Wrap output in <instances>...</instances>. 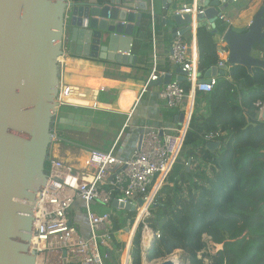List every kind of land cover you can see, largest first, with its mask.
I'll return each instance as SVG.
<instances>
[{
    "label": "water",
    "instance_id": "1",
    "mask_svg": "<svg viewBox=\"0 0 264 264\" xmlns=\"http://www.w3.org/2000/svg\"><path fill=\"white\" fill-rule=\"evenodd\" d=\"M138 1L0 0V264H35V252L30 248L34 204L46 181L45 164L55 110L64 105L57 101L62 44L84 60L135 64L132 33L142 15ZM230 2L197 0L194 14L173 12L162 18L173 36L191 30V24L195 31L205 27L221 35L227 47L226 63L213 66L204 74L198 72L200 82L224 75L237 64L245 66L248 72L255 66L264 68V59L254 49L255 44L264 45V4L247 26L230 25L220 32L216 19ZM176 72V81L186 80L185 70L178 67ZM169 82L168 74L149 85ZM190 114L191 109L186 116L181 113L178 117L181 122L185 117L184 134ZM259 117L264 120V106ZM206 145L214 149L219 143ZM111 206L135 210L134 205L116 200ZM138 222L133 225L132 236ZM130 243L131 240L124 264ZM62 256V264H70L66 263L65 249ZM156 264L175 263L167 258Z\"/></svg>",
    "mask_w": 264,
    "mask_h": 264
},
{
    "label": "trees",
    "instance_id": "2",
    "mask_svg": "<svg viewBox=\"0 0 264 264\" xmlns=\"http://www.w3.org/2000/svg\"><path fill=\"white\" fill-rule=\"evenodd\" d=\"M151 22L150 13L140 20L133 54L150 50ZM219 30L223 32L225 27ZM196 45L197 71L203 74L220 62L221 46L205 27L197 29ZM254 49L264 58V45L255 44ZM226 77L215 81L209 92L195 90L194 108L180 151L149 206L150 216L134 231L127 264H141L145 225L159 234L146 252L148 261L182 249L189 264H204V258L210 264H264V120L259 118L257 105L264 103V68L255 66L248 72L237 64L230 67ZM179 83L188 93L189 83ZM115 98L110 89L98 95L103 103H112ZM203 100L207 103L205 112L199 106ZM65 108L78 107L61 106L58 115ZM58 115L53 123L60 142L70 143L59 130ZM208 134L213 139L207 140ZM213 141L219 145L208 148L207 142ZM48 168L47 160L46 172ZM109 207L110 246L104 248L108 254L104 264H120L125 243L114 233L130 229L135 211L120 215L119 208ZM204 236L222 244V248L211 254Z\"/></svg>",
    "mask_w": 264,
    "mask_h": 264
},
{
    "label": "built area",
    "instance_id": "3",
    "mask_svg": "<svg viewBox=\"0 0 264 264\" xmlns=\"http://www.w3.org/2000/svg\"><path fill=\"white\" fill-rule=\"evenodd\" d=\"M180 12L194 14L196 7L184 6L176 11V13ZM219 19L229 22L223 14L219 16ZM62 51V55L58 58L60 77L65 72L67 63L75 59L64 44H62ZM220 54L225 56L217 66L226 63L227 49H222ZM152 58L151 74L142 86L143 92L147 90L150 81L155 82L159 78L154 47ZM168 58L173 65L187 72L186 81L190 86L189 92L186 93L178 81L163 85L159 96L168 108L182 107L188 98H192V92L193 97L195 96L196 89L204 92L212 89L214 79H209L205 83L199 81L202 77L197 71L198 54L190 50L179 32L174 36ZM122 68L127 71L131 69L127 65ZM68 86L60 80L57 95L60 105L66 101L62 94L74 91L71 87L67 89ZM257 105L260 106V113L264 104L257 102ZM58 110L59 107L55 110V123ZM184 122L185 117L180 129L175 132L164 128H142L139 144L126 157L114 154L115 145L107 151L95 148L85 149L76 159L70 160H64L57 156L58 154L48 156L49 168L46 172V181L42 191L37 194L34 204L35 220L30 248L35 252V264H62L63 249L67 252L66 263L104 264L108 254L106 251L101 254L99 245L108 247L112 212L99 214L90 208V204L100 203L110 206L113 200L117 203H128L135 206L137 220L144 222L149 216V206L153 201L156 187H159L180 151L184 138ZM52 132L51 143L60 142L54 123ZM206 139H213V135L208 134ZM82 156L84 164L80 161ZM139 199H142L141 204ZM76 200L84 202L85 205L88 237L75 235L74 227L68 217ZM70 235L75 238L74 244L55 246L56 239L67 238ZM131 239L132 235L129 237V240ZM141 250L144 253L146 248L141 246ZM71 256H79L80 260L71 262L69 261Z\"/></svg>",
    "mask_w": 264,
    "mask_h": 264
},
{
    "label": "crops",
    "instance_id": "4",
    "mask_svg": "<svg viewBox=\"0 0 264 264\" xmlns=\"http://www.w3.org/2000/svg\"><path fill=\"white\" fill-rule=\"evenodd\" d=\"M197 0H139L142 15L140 20L148 13L152 16L151 22V48L147 53H139L134 67H130L131 64H126L131 69L127 71L122 67L125 65L107 64V62L101 61H88L84 58H79L75 54V59L70 60L67 63L65 72L60 77L63 84L69 85L67 89L73 88V92L62 94L65 100L77 104L86 105L91 111H100L116 115L115 119L96 120L88 117L90 129H94L95 135L92 136L88 146L82 147L80 154L85 149L97 148L103 150L101 146L102 138H112L111 145L108 150L115 145L114 154L121 157L128 156L133 149L138 145L139 137L142 128H164L171 129L175 132L180 129L183 122L179 121L178 117L181 113H191L194 108V98H188L187 102L182 107L168 108L165 105L164 100L159 96V91L163 85H149L146 91H142V86L151 74L153 58V47L156 49V65L159 71V76L170 75L171 81H176L179 75L176 72L177 66L173 65L169 60V53L171 45L174 40L169 27L163 24L162 18L168 16L177 10H181L184 6L193 8ZM211 1V0H210ZM221 4L229 0H219ZM131 2V1H130ZM136 2V1H135ZM248 0H232L222 12L223 16L229 20L226 23L224 20L216 19V28L235 26L243 27L247 26L255 12H246ZM137 12V11H136ZM184 13V12H180ZM193 21V20H192ZM192 28L182 34L183 40L188 44L190 50L197 52L196 45V32ZM138 27H134L132 33V51L134 45H136V34ZM213 40L221 46L218 51V56L223 59L220 52L222 49H226L225 43L221 40L220 34L213 33ZM256 55L262 57L260 52H256ZM198 54V52H197ZM217 66V65H216ZM204 74V73H203ZM228 71H225L224 75H217L216 80L226 77ZM186 77V75H185ZM180 81V80H179ZM178 81V82H179ZM102 88V89H101ZM104 89H110L116 98L112 103L99 102L98 95ZM91 95L94 98H87L86 95ZM73 106L74 104H66ZM87 105H91L87 106ZM200 111L205 112L207 103L203 100L199 104ZM101 108V109H97ZM64 109L60 112L62 113ZM59 111V110H58ZM187 111V112H186ZM84 128V126H82ZM108 130V131H106ZM106 132V134L103 133ZM107 135V136H104ZM69 140V139H68ZM72 143V142H71ZM63 157V156H62ZM64 159L66 157H63ZM80 161L84 164V157H80ZM100 203H91L90 208L94 206L95 212L102 214L106 211L100 212L97 208ZM104 205V204H101ZM107 206V205H105ZM74 209V210H73ZM69 220L74 227V234L84 237L89 236L88 222L85 213L84 202L76 200L73 208L68 213ZM127 228V227H126ZM108 244V243H107ZM110 245L108 244V247ZM103 251H105V246ZM129 252V251H128ZM126 250L123 255V264L126 258ZM129 254V253H128ZM146 259V255L141 257V260ZM74 256H71L72 258ZM128 255L126 264L128 262Z\"/></svg>",
    "mask_w": 264,
    "mask_h": 264
},
{
    "label": "rangeland",
    "instance_id": "5",
    "mask_svg": "<svg viewBox=\"0 0 264 264\" xmlns=\"http://www.w3.org/2000/svg\"><path fill=\"white\" fill-rule=\"evenodd\" d=\"M263 4H264V0H248L247 6H246L247 7L246 12H256L259 7L263 6ZM86 97L87 98H94L93 96L88 95V94L86 95ZM66 102H68V101L66 100L64 102V105H62V106H65L66 104L71 103V104H74L73 106L78 107V108H74V109H66L65 108L63 110V112L59 113V115H58L59 130H61L64 137L69 139L70 143H65V142L51 143L50 147H49V151H48V156H51L52 154H54V155L58 154L57 156H59L61 158L66 157L65 159L70 160L72 158L76 159L79 155H81L80 151H81L82 147L80 148L79 147L80 145H83V147H87V148L90 147V146H88V144L90 143L92 136L95 135L93 133L95 130L90 129L91 131H87L90 128V127H88L86 129V127L89 125V122H90L88 120V117H91L92 119H96L98 121L99 120L103 121L105 119H109V120L115 119L116 115L106 113L104 111L103 112H100V111H94L93 112L91 110L83 109V108H86L85 107L86 105L77 104V103H73V102H68V103H66ZM82 126H84V128H82ZM106 131H108V130H106ZM103 133H104V131H103ZM104 134H106V132ZM104 136H107V135H104ZM112 140H113L112 138H102L101 139V143L103 145V146H101L102 149L107 151L111 145ZM58 144H59V146H58ZM55 147H57V148H55ZM161 184H162V182H161ZM161 184L159 185V187L161 186ZM153 191L154 190L152 189V192ZM156 192L154 193V196H155ZM91 208L94 209V206H92ZM97 208L99 209L100 212H102V211L111 212V209L109 206L98 204ZM117 213L120 215H122V214L128 215V211L122 210V209L117 210ZM149 216H150V212H149ZM136 220H137V212L135 211L134 223ZM133 225L128 230L125 229L126 228L125 227L123 229H119L118 231H116L114 233L115 238L118 241L125 243V247L123 249V254L120 257V259H121L120 264H123V255H124V252L126 250L127 243L129 241V237L131 235ZM145 227H147V226H143L142 233H143V230ZM151 231H152V238L149 242V245L146 247V250L144 251L145 255H146L147 250L151 247V245L154 241V238L159 236V234L155 233L153 230H151ZM204 238L206 240H208V252H210L211 254H214L217 250L222 248V247L219 248L220 244H214V243L210 242L209 239L205 236H204ZM141 246H142V236H141ZM221 246H222V244H221ZM99 250H100L101 254L104 253L102 245H99ZM142 253H141V257H143ZM172 253L167 255V256H164L162 258L154 259L152 261L141 260V264H156V263H159V262H161L167 258L171 259ZM177 257H178L176 260L177 262L175 264H189L186 253L182 249H180V252L177 254ZM200 257H201V255L198 256V258H200ZM203 263L204 264H210V260L204 258Z\"/></svg>",
    "mask_w": 264,
    "mask_h": 264
},
{
    "label": "bare ground",
    "instance_id": "6",
    "mask_svg": "<svg viewBox=\"0 0 264 264\" xmlns=\"http://www.w3.org/2000/svg\"><path fill=\"white\" fill-rule=\"evenodd\" d=\"M209 79H214L215 81H217L216 80V77H209ZM151 238H152V231H151V229H149L148 227H145L144 230H143V233H142V246L144 248H146L149 245V242H150ZM74 243H75V238L72 235H70L67 238H63V239H56L55 242H54L55 246L69 245V244H74ZM219 248H221V244H220V247ZM179 252H180V249H175L173 251V253H172L171 259L174 261V263L177 262L176 261L177 258H178L177 257V254ZM79 260H80V257L79 256H74L72 258H69V261H71V262H78ZM144 260H146V259L144 258Z\"/></svg>",
    "mask_w": 264,
    "mask_h": 264
},
{
    "label": "clouds",
    "instance_id": "7",
    "mask_svg": "<svg viewBox=\"0 0 264 264\" xmlns=\"http://www.w3.org/2000/svg\"><path fill=\"white\" fill-rule=\"evenodd\" d=\"M226 49H227V47H226ZM259 56V55H258ZM259 57H261V56H259ZM261 58H263V56L261 57ZM264 59V58H263ZM264 104V103H263ZM260 114V113H259ZM58 115V114H57ZM191 115V114H190ZM260 118V117H259ZM190 119V118H189ZM188 123H189V121H188ZM187 127H188V125H187ZM159 188V187H158ZM157 191V190H156ZM135 211V210H134ZM139 223V222H138ZM146 226V225H145ZM130 247V246H129ZM143 255H145L144 253H142Z\"/></svg>",
    "mask_w": 264,
    "mask_h": 264
}]
</instances>
